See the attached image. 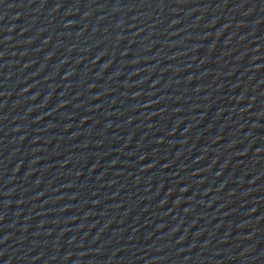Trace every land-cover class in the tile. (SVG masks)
<instances>
[{
  "label": "water",
  "instance_id": "water-1",
  "mask_svg": "<svg viewBox=\"0 0 264 264\" xmlns=\"http://www.w3.org/2000/svg\"><path fill=\"white\" fill-rule=\"evenodd\" d=\"M0 264H264V0H0Z\"/></svg>",
  "mask_w": 264,
  "mask_h": 264
}]
</instances>
